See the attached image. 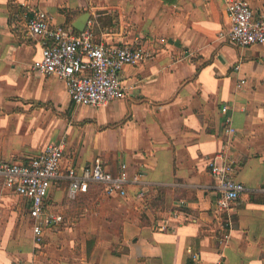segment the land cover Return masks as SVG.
<instances>
[{"label":"crops","instance_id":"0c3cea01","mask_svg":"<svg viewBox=\"0 0 264 264\" xmlns=\"http://www.w3.org/2000/svg\"><path fill=\"white\" fill-rule=\"evenodd\" d=\"M247 1L264 17V0ZM38 10L74 32L88 12L97 42L152 57L124 67L123 99L76 106L33 71L43 43L25 22ZM230 26L227 0H0V160L63 143L64 170L100 159L130 179L126 199L54 182L45 208L62 221L37 245L29 202L0 178V264H264V44L234 45ZM221 152L246 187L226 212L209 167Z\"/></svg>","mask_w":264,"mask_h":264},{"label":"built area","instance_id":"2783aa9c","mask_svg":"<svg viewBox=\"0 0 264 264\" xmlns=\"http://www.w3.org/2000/svg\"><path fill=\"white\" fill-rule=\"evenodd\" d=\"M230 30L227 37L239 47L264 44V17L257 18L247 0H227ZM30 36L43 43L42 59L33 65V71L45 77H54L66 83L69 97L76 106L102 108L123 99L125 91L121 72L127 65H140L151 59V53L140 45L116 46L97 42L92 29L74 32L65 27H53L47 12L38 10L25 22ZM242 81L238 88H241ZM224 113L227 108H223ZM227 132L235 130L227 119ZM64 144H51L29 163H10L0 160V178L5 185L29 202V217L37 245L44 240V231L62 217L45 208L51 185L64 181L72 194L87 193L90 185L98 186L109 197L126 199L130 179L123 165L118 173L109 172L100 159L82 171L63 169ZM211 187L218 195L217 209L226 212L246 192L237 182L234 168L225 152L210 160ZM264 191V188H262Z\"/></svg>","mask_w":264,"mask_h":264},{"label":"water","instance_id":"95a60500","mask_svg":"<svg viewBox=\"0 0 264 264\" xmlns=\"http://www.w3.org/2000/svg\"><path fill=\"white\" fill-rule=\"evenodd\" d=\"M90 17L91 15L88 12L78 16L73 22V28L78 32H84L87 28Z\"/></svg>","mask_w":264,"mask_h":264}]
</instances>
